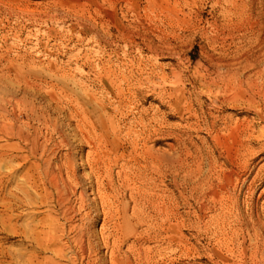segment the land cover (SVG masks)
Listing matches in <instances>:
<instances>
[{"label":"rangeland","instance_id":"374dc122","mask_svg":"<svg viewBox=\"0 0 264 264\" xmlns=\"http://www.w3.org/2000/svg\"><path fill=\"white\" fill-rule=\"evenodd\" d=\"M263 21L0 0V264H264Z\"/></svg>","mask_w":264,"mask_h":264},{"label":"bare ground","instance_id":"6f19581e","mask_svg":"<svg viewBox=\"0 0 264 264\" xmlns=\"http://www.w3.org/2000/svg\"><path fill=\"white\" fill-rule=\"evenodd\" d=\"M261 10V9H260ZM249 20V19H248ZM264 22V21H263ZM26 111H27V109H26ZM29 111H31V109H29ZM80 113V112H79ZM82 113V112H81ZM30 114V113H29ZM79 115H81V114H79ZM82 117V116H81ZM83 121V120H82ZM77 126V125H76ZM113 127V126H112ZM90 128V127H89ZM109 128V127H108ZM238 128V127H237ZM55 130V129H54ZM20 131V130H19ZM57 132V131H56ZM244 135V134H243ZM31 145H33V144H31ZM33 147V146H32ZM244 152V151H243ZM238 154H239V152H238ZM243 157V156H242ZM99 160V159H98ZM99 163V162H98ZM50 172V171H49ZM54 179V178H53ZM234 179V178H233ZM56 182V181H55ZM59 183V182H58ZM63 186V185H62ZM57 188V187H56ZM64 189V188H63ZM196 189V188H195ZM227 191V190H226ZM59 194V193H58ZM218 195V193H216V192H214V191H210V193H209V195H208V197H210V199H212V200H216V202H219L220 201V198L217 196ZM61 196V195H60ZM219 198V200H217ZM145 203L146 204H148V206L149 207H152L153 205H152V200L151 201H149V200H146L145 201ZM162 204H165V203H162ZM220 204V203H219ZM165 206V208L162 210V211H160L159 213H157V215H159V217L160 218H162V219H167L169 216H175V214L174 213H171V210H170V207L168 206V205H164ZM155 207V206H154ZM147 214V213H146ZM142 217V216H141ZM146 217V216H145ZM144 217V218H145ZM156 217V216H155ZM80 235V239L82 238L81 236V234H79ZM79 239V240H80ZM52 245V244H51ZM78 248V247H77ZM56 250V249H55ZM58 251H60V250H58ZM129 262V261H128Z\"/></svg>","mask_w":264,"mask_h":264}]
</instances>
